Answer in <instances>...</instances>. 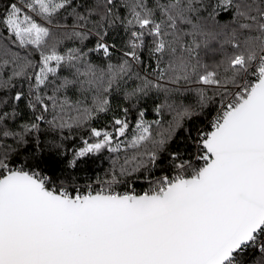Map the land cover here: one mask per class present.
Here are the masks:
<instances>
[{
  "label": "snow or ice",
  "instance_id": "6c2138e0",
  "mask_svg": "<svg viewBox=\"0 0 264 264\" xmlns=\"http://www.w3.org/2000/svg\"><path fill=\"white\" fill-rule=\"evenodd\" d=\"M0 264H264V0H0Z\"/></svg>",
  "mask_w": 264,
  "mask_h": 264
}]
</instances>
